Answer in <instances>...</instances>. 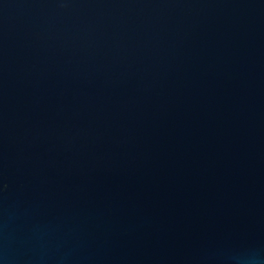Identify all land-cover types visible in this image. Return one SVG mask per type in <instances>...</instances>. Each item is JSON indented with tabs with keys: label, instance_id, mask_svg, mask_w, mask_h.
Listing matches in <instances>:
<instances>
[{
	"label": "water",
	"instance_id": "obj_1",
	"mask_svg": "<svg viewBox=\"0 0 264 264\" xmlns=\"http://www.w3.org/2000/svg\"><path fill=\"white\" fill-rule=\"evenodd\" d=\"M0 264H264V0H0Z\"/></svg>",
	"mask_w": 264,
	"mask_h": 264
}]
</instances>
